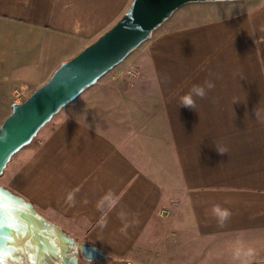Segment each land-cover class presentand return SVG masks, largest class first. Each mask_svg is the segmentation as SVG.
Wrapping results in <instances>:
<instances>
[{
	"label": "crops",
	"instance_id": "1",
	"mask_svg": "<svg viewBox=\"0 0 264 264\" xmlns=\"http://www.w3.org/2000/svg\"><path fill=\"white\" fill-rule=\"evenodd\" d=\"M251 1L175 11L18 152L4 187L116 261L173 264L188 235H264V3ZM131 2L0 0V125ZM194 85L205 96L180 107ZM108 192L116 205L98 210Z\"/></svg>",
	"mask_w": 264,
	"mask_h": 264
},
{
	"label": "water",
	"instance_id": "2",
	"mask_svg": "<svg viewBox=\"0 0 264 264\" xmlns=\"http://www.w3.org/2000/svg\"><path fill=\"white\" fill-rule=\"evenodd\" d=\"M224 0H132L122 17L76 55L62 62L23 101L14 102L0 125V175L63 107L119 65L152 31L188 3ZM60 228L23 197L0 184V261L14 264L21 241L38 252ZM89 248L98 251L96 248ZM250 264H264L254 262Z\"/></svg>",
	"mask_w": 264,
	"mask_h": 264
},
{
	"label": "rangeland",
	"instance_id": "3",
	"mask_svg": "<svg viewBox=\"0 0 264 264\" xmlns=\"http://www.w3.org/2000/svg\"><path fill=\"white\" fill-rule=\"evenodd\" d=\"M235 1L240 0H227L226 3H232ZM255 1L256 0H253L251 3H255ZM261 1V3H264V0ZM25 98L18 99L23 101ZM52 119L50 121H52ZM48 123L45 126H47ZM45 126L40 129L33 140L37 139L39 133ZM17 155L18 152L15 154V156H13V158H11L3 170V173L0 175V184L2 186L7 185L10 166L14 159H16ZM68 232L72 236H77V238L83 239L79 233H76L73 230H68ZM184 238H186V240L180 241V243L175 247V253H172L174 256L173 264H238V261L233 259L234 249L238 246L243 248H252L255 250L256 255L252 258L250 263L264 261V235L240 238L232 237L231 239H228V241L223 242H221L222 240L208 241L206 239H198L192 235H188V237Z\"/></svg>",
	"mask_w": 264,
	"mask_h": 264
},
{
	"label": "flooded vegetation",
	"instance_id": "4",
	"mask_svg": "<svg viewBox=\"0 0 264 264\" xmlns=\"http://www.w3.org/2000/svg\"><path fill=\"white\" fill-rule=\"evenodd\" d=\"M43 216L46 217L45 215ZM46 218L57 225L60 228V232L54 231L50 234L49 246L39 252L33 249L31 245L21 241L18 259L14 264H138L130 261L113 260L92 244L72 236L53 220ZM89 246L96 248L101 254L89 248Z\"/></svg>",
	"mask_w": 264,
	"mask_h": 264
},
{
	"label": "clouds",
	"instance_id": "5",
	"mask_svg": "<svg viewBox=\"0 0 264 264\" xmlns=\"http://www.w3.org/2000/svg\"><path fill=\"white\" fill-rule=\"evenodd\" d=\"M206 85L208 88H212L214 85L211 82H206ZM192 93H195L196 96H199L203 98L205 96V89L204 87L194 85L191 89V91L188 94L183 95L180 97V107L188 108V109H195L196 104L193 99ZM238 102V101H234ZM253 113L257 116H259V111L253 110ZM4 139L3 136H0V140ZM216 151L220 155H224L227 152V149L225 147L219 146L216 147ZM78 191V189H76ZM67 200L69 202H74V198L72 193H69L67 196ZM86 202V201H85ZM105 202H107L108 208L111 209L114 207L117 203V200L113 198L112 193L108 192L106 193L96 204L97 209H101ZM213 214L217 218L220 226H223L224 222L228 220V218L231 216V213L228 209L221 208L219 205L213 206ZM121 218H123V213L120 214ZM107 223L106 219H102L101 221V227H104ZM256 255L255 250L252 248H243V247H236L233 252V259L235 261H238V264H250V261L252 258Z\"/></svg>",
	"mask_w": 264,
	"mask_h": 264
},
{
	"label": "snow or ice",
	"instance_id": "6",
	"mask_svg": "<svg viewBox=\"0 0 264 264\" xmlns=\"http://www.w3.org/2000/svg\"><path fill=\"white\" fill-rule=\"evenodd\" d=\"M0 264H3V262H2V261H0Z\"/></svg>",
	"mask_w": 264,
	"mask_h": 264
},
{
	"label": "built area",
	"instance_id": "7",
	"mask_svg": "<svg viewBox=\"0 0 264 264\" xmlns=\"http://www.w3.org/2000/svg\"><path fill=\"white\" fill-rule=\"evenodd\" d=\"M129 73H131V72L129 71Z\"/></svg>",
	"mask_w": 264,
	"mask_h": 264
}]
</instances>
